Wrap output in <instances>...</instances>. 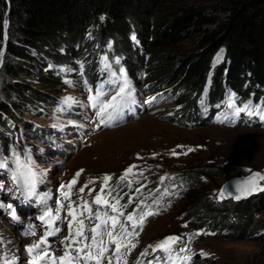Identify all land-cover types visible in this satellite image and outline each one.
<instances>
[{"label": "rangeland", "instance_id": "374dc122", "mask_svg": "<svg viewBox=\"0 0 264 264\" xmlns=\"http://www.w3.org/2000/svg\"><path fill=\"white\" fill-rule=\"evenodd\" d=\"M8 1L6 0L7 4ZM214 1L224 2L164 0L162 8L174 10L186 4H210ZM15 25L16 20L5 12L2 19L5 42L20 41V33ZM104 33V30L91 25L78 41L73 57L65 55L63 61L60 60L63 52L52 45L46 47L42 64L34 60V65L7 54L5 48L0 51V159H9L8 169H0V199H10L12 202L14 199L18 200L17 203L28 210L25 215L29 220L33 215L34 222L39 219L35 217L38 206L33 202L27 207L26 201L20 202L21 195L27 199H41L44 204L50 205L47 208L54 214L59 207L57 202L64 205L59 210L60 219L55 227L60 231L57 232L55 244L52 243L49 248L51 250L58 248L56 242L69 234L68 225L72 219L68 215L69 203H72L76 213L81 212L77 205L88 201L93 216L97 210L102 215L107 213L118 216L110 207L91 203L100 191L102 177L109 175L111 179L103 195L111 192L107 196L110 203L119 200L118 207L124 216L118 218L129 231H132L131 224L126 220L129 213L135 210L139 216L142 209L157 213L147 217L143 227L136 229L139 235L131 238L136 247L130 253L121 249L119 264H137L138 259L147 264L156 255L163 257L164 253H152L151 249H148L149 255L146 257H141V253L149 245H155L168 236L181 237L172 253L175 264H264V206L259 205L253 212L248 233L236 238L230 237L222 226L212 228L189 216L188 192L181 183H177L181 173L185 174L190 170L215 171V175L201 176L202 197L211 208L226 212L228 202L233 200L218 197L219 187L226 179L255 170L264 175V120L260 118L264 114V105L253 103L247 105L245 111L236 112L237 108H245L246 105H238L234 97L227 95L226 108L215 115L212 124L189 127L174 123L172 119L176 118L175 111L180 105L179 101L167 99L166 92L172 83L158 85L159 88L155 89L154 85L159 83L153 81L147 85L145 80L148 75L143 69L136 74L130 72L133 54L139 49H148L152 42L150 33L145 31L143 42L133 34L112 37L106 34L102 36ZM198 37V34L190 35L166 47L178 56L190 54L199 50ZM34 54L42 58L41 54ZM214 60L215 64L223 61V50L216 54ZM73 63L82 66L85 64V69L77 72ZM9 65L28 66L25 73L19 76L21 92L9 90L13 83L12 76L8 74ZM87 69L92 73L91 81L85 76ZM40 74L52 81L45 85L39 84L42 80L38 77ZM125 81L128 84L127 91L131 92L130 101L134 102H129L114 120L108 121L105 114L104 119L110 125L105 126L97 115L99 104L96 108L92 107L89 95H95L97 87L103 85L105 95L100 100L107 102ZM32 88L45 91L52 99L39 101L40 103L28 101L36 107L26 106L23 101L27 100L22 94L32 91ZM89 89L92 90L91 93ZM66 97H72L73 100L65 104ZM11 103L22 105L21 110L25 113L15 110V114L21 118L6 114L3 105L9 106ZM201 105L207 107L208 104L202 100ZM25 130L30 131L31 138L25 137ZM37 135L40 139H37ZM41 135L44 136L42 140ZM173 151L177 155H172ZM15 159L20 162L21 172L35 173L36 195L29 197L14 185L12 171L16 168L13 162ZM131 165L136 166L132 174L121 181V175ZM232 169L233 173L225 177L224 173ZM77 172H80L78 177ZM74 177L76 183L71 189L65 187L62 190L61 185H69ZM161 177H165L163 183L160 181ZM262 184L264 185V181ZM85 185L87 187L81 193L79 190ZM4 189L8 194L5 198L1 197ZM136 189L140 191L137 192ZM62 191L70 192L69 200L63 198ZM124 205L127 207H122ZM137 205L141 207L137 208ZM16 213L19 214L18 210ZM19 215L21 219L23 215ZM88 215L89 213L84 212L82 216L77 215V219L84 220L85 236L88 237L87 242L91 243L90 229L98 221L94 218L87 219ZM29 220L26 219L25 222ZM229 220H232L229 225L235 223L234 217ZM2 222L4 226L5 223ZM40 229L45 230V227L40 226ZM119 231L118 226L116 232ZM196 233L200 234L195 235ZM102 239L107 243L106 234ZM77 244H72L70 251L73 254L75 249L83 247V242ZM181 247L185 251L181 252ZM114 249V245H109L107 255L111 256ZM22 251L23 249L19 254L14 251L12 253L23 258L25 255H22ZM202 252L207 255H201ZM185 255H190L192 259L185 262L182 259ZM101 264H108L107 259L101 261ZM112 264H117L115 258L112 259Z\"/></svg>", "mask_w": 264, "mask_h": 264}, {"label": "trees", "instance_id": "16d2710c", "mask_svg": "<svg viewBox=\"0 0 264 264\" xmlns=\"http://www.w3.org/2000/svg\"><path fill=\"white\" fill-rule=\"evenodd\" d=\"M163 1L9 0L7 4L6 0H0V51L5 48L7 54L30 65L35 64L34 60L42 64L48 45L63 52L61 61L65 55L73 57L78 41L91 25L104 30L102 36L127 37L133 34L142 42L145 31H148L152 42L148 49H139L133 54L130 72L136 74L143 69L148 75L147 85L153 81L159 83L154 85L155 89L159 88L158 85L172 83L166 92L167 99L179 101L180 105L175 111L176 118L172 119L174 123L189 127L212 124L215 115L226 108L227 95L234 97L238 105H264V0L186 4L174 10L162 8ZM5 12L16 20L15 27L21 37L18 43L4 40L2 19ZM195 34L199 35V50L196 52L178 56L166 47ZM220 50H223V61L215 64V56ZM34 52L41 54L42 58ZM73 66L77 72L85 69V64L73 63ZM27 67L9 65L8 74L13 80L10 91L21 92L19 76ZM84 73L90 80V69ZM38 77L42 78L39 82L42 85L52 81L41 74ZM32 89L22 94L27 100L23 101L26 106L35 108L36 105L30 102L52 99L45 91ZM202 100L207 107L201 105ZM21 106L17 103L3 105L6 114L18 118L21 116H17L15 110L22 111ZM24 135L32 136L27 130ZM43 137L41 135V140ZM37 139H40L39 135ZM200 172L181 173L177 180L188 192L189 216L212 228L222 226L230 237L248 233L253 212L259 205L264 206V191L246 200L230 201L226 212L218 211L205 202L201 192V176H212L216 172ZM231 173L233 169L224 176ZM231 217L235 220L233 225H229Z\"/></svg>", "mask_w": 264, "mask_h": 264}, {"label": "snow or ice", "instance_id": "6c2138e0", "mask_svg": "<svg viewBox=\"0 0 264 264\" xmlns=\"http://www.w3.org/2000/svg\"><path fill=\"white\" fill-rule=\"evenodd\" d=\"M103 19V17H101ZM118 62V61H117ZM107 67V65H105ZM121 75H123V70L121 69ZM103 85L98 86L95 95H89V100L92 102V107L96 108L99 104L97 115L100 117V122L105 126H110L108 121L114 120L117 118V114L127 106L130 101L131 92L127 91L128 84L127 81L121 86H119L116 94L111 97V99L107 102H102L100 100L101 96H104L105 93L102 91ZM91 89L89 92L91 93ZM72 97H66L64 99V103L67 104L72 101ZM229 107H232L229 104ZM247 105L245 108H237L236 112H242L247 109ZM109 109L111 111L109 112ZM105 114L108 116V121L104 119ZM251 114V113H250ZM261 120H264V114L261 115ZM180 147V146H178ZM192 151V149H189ZM187 154V153H184ZM172 155H177L175 151L172 152ZM16 165V168L12 171V178L14 185L17 186V189L23 186L29 196L36 195L35 186H36V176L35 173L29 171L27 174L20 171V162L18 159L13 161ZM9 167V159L2 158L0 159V169H8ZM135 165H131L125 172L121 175L120 180H126L130 174H132L133 168ZM82 171V170H81ZM80 175V172L76 173V177ZM111 179V176L105 175L102 177V186L100 191L95 195V198L92 200V204L99 206H107L110 207L112 212L118 213V216H124V213L120 211L119 200H116V203H110L107 199V196L111 195V192H108L107 195H103L108 186V181ZM165 177H161L160 181L163 183ZM259 181H264V175L260 173H252L247 179L244 181H238L235 184L236 192L239 195L235 196V199H240L243 196L250 195L254 191H264V186L259 184ZM93 181H89L92 183ZM76 183V178H73V181L69 185H61V189L63 190L65 187L71 189V187ZM87 185L80 188V192L83 193ZM91 191V190H90ZM137 192L140 189H136ZM167 194V193H165ZM231 195L232 193L229 191V186H225L219 190L218 197L224 198L225 195ZM63 198L65 200L70 199V192L62 191ZM158 203V201H156ZM59 207L55 210V214L51 209H45L43 214L39 217V219L48 226V230L42 235L39 240L33 245L28 246L27 251L30 255L36 253L33 259L29 262V264H42L45 260H50L51 264H90V262H94V264H101V261L107 259L108 264H112V259L115 258L117 260V264L121 259V249H125L128 253L132 251L136 247L135 243L132 242V237L138 236L139 233L136 231L137 228H142L147 217L157 214L151 210H141L139 216L136 215L135 210L132 213H129L126 216V220L131 224L132 231H129L124 224H122L117 215H108L104 213L103 215L99 210H97L93 216L92 209L89 205L88 201H83L82 204L77 205V207L81 208L80 213H76L72 203L67 205L68 215L72 217L69 221V237H65V240H68L69 243L66 246L64 254L61 256L49 255L48 249L46 247H42L46 244L47 238L49 236L55 235L60 231L58 227H53L55 222L60 219L59 210L63 208L64 205L59 204ZM131 203V200H129ZM141 205H143V201H141ZM141 205H137V208H140ZM122 207H127L124 205ZM84 212L89 213L87 219H95L98 221L94 227L90 229L91 231V243H88V237L85 236L84 229V220L77 219V215H83ZM75 226V230L73 231ZM119 226L120 231L116 232L117 227ZM185 227L187 225H184ZM101 229H104V232H101ZM25 234L35 235V232L31 230V226L29 228V232ZM107 235L108 240L107 243L102 239L103 235ZM200 233H196L195 235H199ZM79 238V239H77ZM181 237L178 236H168L163 240L158 241L155 245H149L147 249H145L141 253V257H146L149 255L148 249H151L152 253H164L163 257L156 255L153 257V260L147 261V264H175V260L173 258V251L175 246L180 243ZM2 236H0V243H2ZM83 242V247L77 248L74 250V254L70 251L72 244H77ZM109 245H114L115 249L111 253V256H108L109 253ZM40 250V251H37ZM180 251H185V248L181 247ZM201 255H207L206 253H201ZM179 259V258H177ZM185 262L192 259L190 255H185L182 258ZM5 264H10V262L5 261ZM137 264H144L140 259L137 260Z\"/></svg>", "mask_w": 264, "mask_h": 264}, {"label": "bare ground", "instance_id": "6f19581e", "mask_svg": "<svg viewBox=\"0 0 264 264\" xmlns=\"http://www.w3.org/2000/svg\"><path fill=\"white\" fill-rule=\"evenodd\" d=\"M19 191L23 192V193H26L27 196H29L28 193H27V190L23 186H21L19 188ZM7 195H8L7 191L4 189L2 191L1 197L5 198V197H7ZM20 198H21L20 199L21 203H23L24 201H26L28 203L27 207H29L30 204L33 203V202H35L37 204L38 211L35 213L36 217L37 216H41L42 214L40 215V213L45 211V209L48 206V204H44V202L41 199L36 198V197H31V199H27L26 196H22L21 195ZM17 201L18 200L14 199L13 203L17 207V210H18L19 214L23 215L22 216L23 222L26 219L29 220V217L25 215V213H27L28 210L26 211L21 205H19L17 203ZM32 216L33 215H31V217ZM2 221L3 220H0V222H1L0 223V236H2V241H3L2 243H0V264H5V261L10 262V264H22V263L26 262L27 259L24 260L23 259L24 257L21 258L20 256L16 257L15 254H19V251L21 249H24V248L27 249L28 246L33 245L34 243H36L39 240L40 236L37 235V234H35V235H32V234L23 235V234H21V231H23L25 229L21 225H19L18 223H15V222L13 223L11 229H7V227L3 226V224H2L3 222ZM34 221L35 220L31 218L29 220V223H31V222L34 223ZM39 221H40V219H39ZM39 221L35 222V225H38V226L42 225V227H45V230H46L47 229V225L43 224V223L40 224ZM16 226H17V228H16ZM56 237L57 236H55L54 238H52V240H50V244L51 243L55 244L54 240L56 239ZM65 237H69V234L67 233L66 235H64L63 239L60 242H58V243L56 242V244L58 245V248L55 247V248H52L51 250L49 248H47L50 256L51 255L61 256V255L64 254L66 246L69 243L68 240H65ZM13 251L15 252V254L12 253Z\"/></svg>", "mask_w": 264, "mask_h": 264}, {"label": "water", "instance_id": "95a60500", "mask_svg": "<svg viewBox=\"0 0 264 264\" xmlns=\"http://www.w3.org/2000/svg\"><path fill=\"white\" fill-rule=\"evenodd\" d=\"M252 173H260L262 174L261 172L255 170V171H251L249 174H241V175H237V176H233V177H230L228 179H226L219 187V190L223 187H225L226 185L229 186V191L232 193L231 195H228L226 194L225 197L223 199L225 200H233L234 202H237V201H242V200H246L252 196H256V194L262 192V191H254L252 192L250 195H247V196H243L242 198L240 199H235V196L236 195H239L238 192H236V188H235V184L236 182L238 181H244L245 179H247ZM263 175V174H262ZM259 184L261 186H264L262 184V181H259ZM218 190V191H219Z\"/></svg>", "mask_w": 264, "mask_h": 264}]
</instances>
